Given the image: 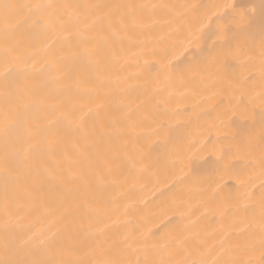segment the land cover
Wrapping results in <instances>:
<instances>
[{"label": "bare ground", "instance_id": "1", "mask_svg": "<svg viewBox=\"0 0 264 264\" xmlns=\"http://www.w3.org/2000/svg\"><path fill=\"white\" fill-rule=\"evenodd\" d=\"M6 2L118 7L110 9L112 27H87L96 17L87 12L79 31L63 33L66 39L55 44L48 33L21 23L26 9L13 17L14 24H21L14 38L22 44L27 64L16 66L26 71L13 77L9 94H22L29 109L24 127L7 142L0 132V259L6 240L31 238L23 251L8 255L48 264L113 259L137 264L146 256L160 259L145 252V238L171 235L186 241L165 257L174 264L234 258L261 264L258 243L254 250H244L259 236L264 182V19L257 14L248 34L232 41L234 52L244 50L241 59L212 48L209 34L200 42L203 62L188 70L183 49L172 47L180 29L176 14L182 10L127 7H247L251 0ZM120 17L125 18L123 26L115 22ZM2 47L0 36V51ZM53 78L54 86L45 85ZM5 106L0 77V129ZM51 106L55 115L74 107L83 120L55 121ZM25 128L32 133L31 152ZM246 222H252V229Z\"/></svg>", "mask_w": 264, "mask_h": 264}, {"label": "snow or ice", "instance_id": "2", "mask_svg": "<svg viewBox=\"0 0 264 264\" xmlns=\"http://www.w3.org/2000/svg\"><path fill=\"white\" fill-rule=\"evenodd\" d=\"M112 5L105 4H84V5H71V4H54L47 3H26V4H14L8 3L6 0H0V15H2L3 27L0 29V36H2V51H0V61L4 65L3 72H0V77L4 81L5 87V100L6 106L3 110L4 123L0 132L5 137L7 142L13 131H16L25 124L24 114L28 111L29 105L23 104V95L17 93L14 97L10 96L11 85L13 77L16 75L24 76L26 69H17V65L24 63L27 64V58L22 54V44L15 40V35L20 29V23H13V17L23 10H27V15L24 16L21 22L29 30L36 32L44 31L50 35L51 42L53 44L66 39L63 33L70 32L72 29L79 31L81 23H83L82 15H87V12L96 14L95 20L91 25H87L89 28H94L97 24H102L107 27H112L114 24L113 14L110 11ZM133 10L135 9H154L156 7L168 8L171 10L177 7L182 11L178 12L177 19L180 21L179 35L172 47L174 49H183L182 56L188 57V70H195L200 67L203 62V49L200 47V42H203L205 37L211 34L212 36V48L219 47L220 51L235 56L237 59H241L244 54V50L241 49L239 54L233 51L232 41L241 35H247L251 21L259 14L264 19V0H251L247 7H239L235 3L228 4H207V5H192L183 4L179 6L171 5H129L127 6ZM81 9L87 10L85 13L81 12ZM130 15H134L130 13ZM122 26L126 24L125 18L120 17L119 21ZM196 46V50H193L192 46ZM260 61L261 70L264 72V28L261 30L260 38ZM87 55V53H85ZM27 78V77H25ZM45 85L54 86L57 81L53 78L51 80H45ZM30 91V90H29ZM243 99V97H242ZM53 114L57 111L55 106H51ZM261 108L262 117H264V92L261 93ZM79 120H83V115L76 117L75 108L69 107L64 111H60L59 115H55V121L67 120L70 123H75ZM27 133V151L31 152L32 145V133L25 128ZM20 153H24L25 149L21 145L19 149ZM24 158V157H22ZM262 170H264V150L260 159ZM135 166V162H133ZM264 174V171H262ZM181 179H186L182 177ZM261 195H260V223H259V236L256 242L245 248V253L254 250L256 243L259 244L261 254V264H264V182L261 183ZM244 196L251 199V194L245 193ZM247 229H252V222H246ZM154 235V234H150ZM31 243L29 240H6L4 243L5 257L0 259V264H48L46 261L39 260H26L20 258H11L8 253L10 250L16 252L23 251L26 246ZM40 243L43 245L45 240L41 239ZM186 243L178 236L169 235L167 238H160L157 240H144V248L146 253H154L160 256L159 260L148 259L147 256L143 261H137V264H174L169 258L173 253L182 249ZM96 264H123L119 260H104L97 261ZM179 264H209L205 259H185ZM212 264H255L252 259L234 258L231 260H216Z\"/></svg>", "mask_w": 264, "mask_h": 264}]
</instances>
